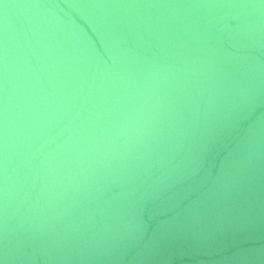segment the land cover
I'll use <instances>...</instances> for the list:
<instances>
[{"label":"water","instance_id":"95a60500","mask_svg":"<svg viewBox=\"0 0 264 264\" xmlns=\"http://www.w3.org/2000/svg\"><path fill=\"white\" fill-rule=\"evenodd\" d=\"M0 264H264V0H0Z\"/></svg>","mask_w":264,"mask_h":264}]
</instances>
